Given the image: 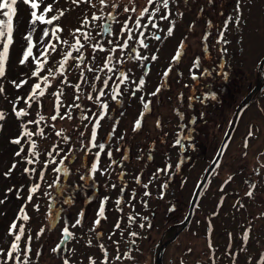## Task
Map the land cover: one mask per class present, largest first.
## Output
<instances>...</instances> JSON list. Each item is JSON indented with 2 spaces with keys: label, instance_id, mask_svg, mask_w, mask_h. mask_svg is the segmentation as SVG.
<instances>
[{
  "label": "rangeland",
  "instance_id": "obj_1",
  "mask_svg": "<svg viewBox=\"0 0 264 264\" xmlns=\"http://www.w3.org/2000/svg\"><path fill=\"white\" fill-rule=\"evenodd\" d=\"M48 2L51 0H45V3ZM112 2L113 0H107L109 5ZM116 3L121 6L134 7L136 11L119 12L117 21L104 19L99 22H91L81 29L82 32L91 33V38L88 40L80 37L81 43L84 44L81 53L84 57L89 55V58H85L84 64L96 69V72L84 70V76L87 80L85 83L80 79L82 66L80 68L73 66L75 64L70 60L69 65L71 67L65 66L68 69L65 74L67 85L68 81L72 82L71 84L77 81L76 84H80V89L79 91L75 89L71 98L64 101L69 102L70 100V104L79 102L74 100V97L79 95L81 99V91L86 88L92 89L91 94L96 97L98 91H93V85L101 89L102 80L108 76H111V80L117 81V83L113 84L111 80L108 81L109 86L112 87L104 90L105 96L102 97L104 103H110L112 89L116 85H119L120 91L130 96L128 86L132 84L137 88L140 79L144 80V85L133 94L134 100L139 102L141 97H150L152 92H155L154 86L160 78V66H165L170 61V55L175 48L179 47L181 38H185L184 53L180 56L181 60L177 61L178 64L172 73H169L168 85L156 93L157 99L164 98L167 103L162 105L160 101L154 117L141 120V126L137 128L135 134L130 133L131 124H133L132 119L121 121L103 119L99 121L97 128L115 129L116 142L118 143L124 141V137L127 140L130 137L131 141L137 145L148 144L146 153L153 151V161L148 168V171L150 172L151 169L153 174V177H150L153 178L151 188L154 197H158L154 200L160 201L161 177L172 175L175 173L174 171H178L175 179L183 182L177 184L175 191L181 192L183 201L181 204L184 208V217H186L198 186L197 183L199 184L205 176L213 157L218 153L233 123L237 107L250 90L262 81L264 69L263 71L260 70V62L264 58V0H190L189 9L185 8L183 13H179L177 10L168 11V15L172 14L167 19H160L165 13L159 10L153 17V22L157 24L156 28L151 26L149 17L145 15L141 23L148 24V27L140 29V31L144 32L145 43H151L147 57H151L150 53L154 49L169 51V54L167 57L161 56L157 63L151 65L149 74L144 78L142 75L148 60L141 61L128 58L130 53L135 55L132 53V47L140 55L145 56L146 49L141 48L135 39L129 41V48L123 52L110 53L93 50V44H101L105 49H109L112 45H109L107 41L110 39L115 41V35H103L102 26L106 22L111 24V30L115 34L119 32L127 17L131 16L134 20L140 16L144 7H149L150 12L156 8L155 5H148V0H116ZM194 4L196 5L194 6ZM196 6L199 7L198 11H196ZM43 7L42 4L40 11ZM15 9L13 44L9 48L8 59L5 63V75L0 78V84L4 88V92L0 93V112L4 114V119L0 120V201H3L0 203V249H10L11 242H14V235H9L8 230L10 224L16 222L18 227L22 225L25 229V236L22 237L19 245L21 249L23 245V249L26 246L31 248L28 260L29 264H32L38 245L40 246L38 250L41 251L39 258L45 262L49 257L48 248L55 242V238H59L60 235L63 237V230L52 228L56 217L55 211L53 213L51 211V216L48 215V220L43 222L46 215L44 207L41 205H48L52 190V180L49 181L48 178L53 175V166L61 169L60 172H56V175H59L58 177L62 181L69 177V183L74 178L79 180L81 171L86 169V167L83 168L80 161L82 158L77 150L70 152V159L67 163H60L65 151H67L63 141L66 133L62 130L85 127L86 123H88L87 127L90 128L93 127L92 122L96 120L93 119L92 122L83 121L81 119L82 111H85L83 109L74 120L66 119L54 122H51L53 120H45L46 122L35 123V111L39 99L41 108L46 109L49 101L45 100L44 102V99L52 82L58 86V88L56 86L52 88L54 92L58 89L64 94L65 91V88L59 84V78L49 77V86L47 87L41 78L49 76V69H52L55 75L59 74L56 69L59 67V61L63 59V53L73 51L69 47L75 43L72 33L81 27L85 17L90 18L93 12L100 15L101 10L98 3L95 8L89 7L87 4H81L77 7L71 3V0H67V2L59 0L53 5V12L48 13V16L55 15L58 9H66L63 17L54 21L53 25H42L39 22L32 25L30 23L32 9L29 4H25L23 0H17ZM109 11H113L115 15L118 10L105 8L102 10L103 15L106 17ZM237 18L239 23H237ZM0 19L6 18L0 14ZM133 20H128L129 27L133 28L134 37H139ZM56 25L63 29L58 35L61 40L68 41V44H61L51 36V28ZM170 26L173 27V31L172 35L169 36L167 30ZM33 28L36 29L32 32L33 43L36 45L33 48L35 56H40L44 46L49 41L56 45L55 52L49 50L48 62L44 65L39 77L32 76L36 65L31 58L24 64L20 63L22 53L27 45L25 35ZM45 28L49 29L50 35L44 38L41 43L42 31ZM98 33L100 34L98 35ZM146 33L148 36H145ZM221 33H223L222 37ZM155 35H159L161 39L156 40ZM205 36L207 37L206 40ZM117 38L119 43H123L127 39V33L118 35ZM78 55L80 53L73 51V56ZM108 55L112 56L109 67L114 68V72H108L107 69L100 71ZM195 55H199L201 63L199 94L207 99L204 108L202 105L200 106L202 113L197 117V124H193V120L187 119V115L186 118L180 120L174 118L175 112H173L176 107L179 109L183 104L178 95L184 94L185 96L191 92V89L186 90L183 85L194 80L192 74L195 71L192 70V61ZM117 57H123V61L119 64L116 63ZM225 58L230 61L233 67L231 78L225 76L226 69H228L227 67L225 69ZM121 72L128 76V79L123 83L118 79ZM95 75H99L101 80H95ZM64 79L65 76H61V81ZM13 81L17 84L22 81H26V83L17 88L12 83ZM36 83L41 84L45 94L39 96V92H37L36 98L30 102L32 106L29 107L25 100L31 94L32 87ZM170 86L172 87L170 88ZM68 90L72 91L70 87ZM69 91L67 92L69 93ZM121 94L123 95V93ZM67 96L69 97V94ZM252 97L248 99L250 105L243 114L220 164L195 207L194 218L192 217L188 228L184 230L178 240L166 248L162 257L163 264H264V89L259 93L256 92ZM14 107L17 111L24 109L28 115L17 117L13 111ZM134 110L139 111V106L135 105ZM183 111L188 112L190 110L184 109ZM157 115L160 116V120H157ZM40 117L41 115L38 118ZM29 121H33V123H29ZM162 127L164 128L162 129ZM193 128H195V134L192 132ZM183 129H186L187 133ZM41 131L43 135L39 134ZM249 131L252 132L251 136L248 135ZM26 132L35 134L27 136L25 135ZM58 132L61 135L58 136ZM73 134L75 135L74 143L80 144L81 133ZM198 138L199 144L193 148L192 145L193 143L195 145V140ZM15 139H20L21 143H13L12 141ZM177 140L180 141L179 144L176 143ZM33 142L36 145L35 149L31 147ZM183 142L185 143L184 148L181 147ZM246 144L247 147H245ZM182 149L183 151H181ZM33 151L36 153L35 156L32 155ZM17 152L20 155H16ZM56 152L60 154L57 155ZM137 152V158H139V150ZM48 153H51V156ZM28 160H33V163L28 164ZM13 164L16 165L15 168H12ZM60 165L61 167H59ZM170 167L171 171H169ZM10 169L11 171H9ZM41 172H43L44 179L40 178ZM78 172L80 174H77ZM78 184L79 182L71 184L73 187L72 201L69 202L72 203L69 206H72L71 215L74 218L77 213L80 216V210L81 212L85 210L86 213L90 214L89 208L92 202L88 195L82 196V185L76 187ZM36 185H39V188L33 194L32 200L29 201L27 197L30 194V189ZM137 185L139 184L137 183ZM180 186L181 189H179ZM248 192H251L252 195L248 196ZM37 204L41 207V212L36 215L34 209L37 210ZM84 204L88 205L87 209ZM136 204L138 208L133 207L132 213L142 212L147 215L149 208L144 205V202ZM32 208L33 211H31ZM21 209H23L22 213ZM126 211L127 209H125ZM25 214L29 217L27 221L19 218ZM159 218L160 220L164 219L162 215ZM37 223L45 224L46 228L44 227L43 231H37ZM120 223L127 224V221L121 219ZM155 223L156 226L150 233L152 246H150V242L141 245L142 249L146 251H142V255H144L142 260L146 261L142 264H157L156 260L164 230L161 224L164 223L159 220H156ZM92 232L89 229L86 234L94 236L91 235ZM132 233L134 232L132 231ZM139 233L136 231V238L139 237ZM126 235L120 232V237L125 238ZM173 235L174 231H171L164 238L162 244ZM245 235H247V239H245ZM29 237H31L30 241ZM76 237L79 236L76 235ZM0 260H3L2 256H0ZM137 261H141V259ZM9 264H13V262L9 261Z\"/></svg>",
  "mask_w": 264,
  "mask_h": 264
},
{
  "label": "flooded vegetation",
  "instance_id": "obj_2",
  "mask_svg": "<svg viewBox=\"0 0 264 264\" xmlns=\"http://www.w3.org/2000/svg\"><path fill=\"white\" fill-rule=\"evenodd\" d=\"M189 2L190 0H169V9L165 10L162 7V0H160L159 5H155V7L159 6V10H161L162 13H165L166 11L168 12V11H176V10L179 13L181 12L183 13L185 8L189 9ZM195 5L196 4H194V6ZM198 10H199V7L196 6V11ZM199 15L200 14L198 12V17ZM106 23L110 24L109 22H106ZM103 35L107 36L106 34H103ZM115 36H116L115 41H117L118 35H115ZM145 36H148V33H146ZM184 39L185 38H181L180 40L181 43L179 47L175 48L173 53L170 55V58H169L170 61H168L165 66H160L159 68L160 78L157 80L158 83H156V85L154 86L155 92H152V93H158L159 91L157 92V89L159 90L161 88L163 89L165 86L168 85V75L169 73H172V70L178 64L177 61L181 60L180 56L183 55L184 53L183 49L185 48L184 46L186 45V40ZM147 45L148 47L146 48L145 56H148L147 51L148 49H150L151 43L148 42ZM132 48L134 49V47ZM177 51L180 52V56L178 59H173L176 56ZM168 54H169V51H165L162 49L160 50L154 49L150 53L151 57L150 58L148 57L149 59H147L148 62L144 69V74L142 75V78H144L145 76L149 74L151 65L153 66L154 63H157L158 59L161 56L167 57ZM153 55L156 57V59L154 60L152 59ZM85 58L86 59L89 58V55H86ZM225 61H226L225 69L226 67L228 68L226 69L225 76L228 78H231L233 74V69H232L233 67L227 58H225ZM192 64H193L192 70L195 71L192 74V76L195 78H193L194 80L191 83H185L183 85V87L186 90L191 89V92L189 95L185 94V96L184 94H182L183 96L178 95V98L180 99L181 102H183V104L179 109L176 107L173 112H175L174 118H178L180 120V119L186 118V115H187V119H191L193 120V124L195 123L197 124L198 122L197 117L198 115L202 113L200 106L202 105V107L204 108V105H206L207 103V99L201 94H199L200 87H201L200 73H199L201 63H200L199 55L194 56ZM84 65H87V64H84ZM84 65H81L83 71L87 70V67H85ZM160 65L162 64L160 63ZM166 71L168 74L164 75ZM263 76L264 74L262 75V78ZM56 78H59L58 80L59 84L62 85L63 88H65L64 94L60 96V113L64 114L69 111L68 106L73 105L69 103L70 100L69 102L64 101V100L71 98V94L75 90L73 86L76 84L77 81H74L73 82L74 84H71L72 82L68 81V85H69L68 86L67 83H62L60 74L55 75V79ZM111 82L113 84L117 83V81L114 82L113 80H111ZM55 86L56 84L52 82L51 87L49 88V90L46 91V97L44 99V102L45 100L49 101L48 105L46 106L47 107L46 109L41 108V103L39 99V104L37 105V108L35 111V118H36L35 120L38 121L40 119L38 117L39 115H41L44 117L45 120L51 121L52 120L51 117L56 114V111H55L56 96H53V93H57L61 91H58V89H56L54 92L52 88H54ZM68 87L71 88L72 90L71 92L68 90ZM111 87L112 86H109V89ZM128 87H129L128 89L131 95L128 96L124 94L123 91H120L121 93H123V95L120 94L116 100L112 99L110 103H107L108 109L106 110L104 119L120 120V121L123 119H132L133 124H131L130 133L132 132V134H135L138 130L137 128L134 130L136 120L140 119V121L141 120L144 121L148 118H153L156 107L159 106L160 101L162 105L166 104L167 101L164 98H161V99L158 98L159 99L158 100L155 94V95H151L150 97L143 98V101L140 100L139 102H137L134 100L135 96L133 95V92L136 89V86L130 84V86ZM171 87L172 86H170V88ZM255 87H253L250 90V92ZM56 88H58V86H56ZM96 88L98 90L100 89V87H97V86ZM102 88H103V84L101 85V89ZM105 89L106 88H103V90ZM109 89L106 91L108 92ZM91 90L92 89L86 88L85 90L81 91V94H82L81 99L78 100L79 102H75L77 104H80L81 108L80 109L75 108L76 112L74 111V107L70 109L71 114H72L71 119H68L67 117H65L64 119H60L58 116V118L55 121L66 120V119L74 120L75 118L78 117V113L81 112L83 109H85V111H82L83 115L89 116L91 120L96 119V116H93L92 114L93 113H97V115L101 114V109L99 108V105L95 100V96H93L94 98L93 100H88L86 98L87 94H91ZM67 91H69V93ZM92 93H95V92H92ZM68 94H69V97L67 96ZM96 94L98 95V92H96ZM246 97L243 99V101L246 99ZM200 101H201V104H200ZM35 102L37 104V99ZM144 102H147L149 104V108L147 110H145L143 107ZM242 102L240 103V105L242 104ZM99 103H104V102L102 100V101H99ZM135 105L139 106L140 108L139 111L134 110ZM249 105L243 110L241 118L243 114L246 112V110L248 109ZM184 109H188L190 111L188 112L183 111ZM141 113H143L142 117H141ZM157 120H160L159 115H157ZM240 120H239V123H240ZM83 121H88V120H83ZM51 122H54V121H51ZM233 123H234V120H233ZM85 125H86L85 127H81L77 129L76 128L75 129L66 128L65 130H62V132L66 133L64 134L63 141L65 143V146L67 147V151H65V154L63 157L67 156V159H63L62 157L61 161L63 162L62 163L60 162V163L61 164L67 163L68 159H70L69 154H71L72 151L77 150V152L80 153V157L82 158L80 159V161L82 162L83 168L86 167V169L81 171L82 174L80 175L79 180L77 178L76 179L74 178L69 183L68 181L69 177H67V179L62 181L58 177L59 175H56V171H54V169L57 167L53 166V169H52L53 175H50L48 178L49 181L52 180V190L50 193L48 205H41V207H44V211L46 215V216L44 215L45 218L43 222H45V220H48L47 217L48 215L51 214V211L52 213L53 211H55L56 217H55V221L52 224V228L55 230L60 229V231H62L65 227H67L68 230L73 235L67 240H65L64 236L62 237V235H60L59 238H55V242H53L52 245H50V247L48 248L47 253L49 257L48 259L45 260V262H43L39 258V256H41V251L38 250V248L40 247L38 245L36 248V254H35L36 256L34 257L31 263L32 264H64V260L67 259L69 261V264H91L90 259H89L91 258L92 261H95V264H102V262L105 259H107L108 264H132V263L142 264L146 262L144 259L142 260V256H144L142 255V251L143 252H146V251L142 249L141 245H143L145 242H150V246H152V239H151L150 233H152V230L156 226L155 221L159 220L160 222L164 223V224H161V226L164 229L163 235L161 237V246H160V249H161L164 243L171 241L173 237L181 230L182 224L185 222L188 216L187 215L186 217H184V208H183V205L181 204V202L183 203L181 192L175 191L177 184L182 183L183 181L182 180L177 181L175 179L176 178L175 175L178 174V171H174L175 173H173L172 175L162 176L161 181H160V183L162 184V190L161 192H159L160 201L154 200V198L158 199V197H154V192L152 191V188H151V184L153 183V178H150V177H153L152 176L153 174L151 173V169H150V172L148 171V168H149V164L153 161V151H149L148 154L146 153V150H148V144L145 143L144 145H137L131 141L130 137H129V140H127L126 137H124L125 140L118 143L116 142V135H115L116 130L113 131V129L97 128L96 129L97 135H96L95 143L104 145V149L103 151H101L98 147H92L91 144L88 143V141L90 140L89 136H90L92 127L88 128L87 127L88 123H86ZM232 125L230 126V128L232 127ZM163 128L164 127H162V129ZM183 131L187 133L186 129H183ZM192 132L193 134H195V128L192 129ZM73 133H76V135L78 133H83V135L80 134L81 135V139L79 141L80 144H78L77 142L74 143L75 135ZM198 140L199 138L195 140V145L193 143L192 145L193 148H195L194 146L199 144ZM127 141H130V142L127 143ZM181 144H182L181 147L184 148L185 143L183 142ZM138 150L140 153L139 158H137ZM181 151H183V149ZM108 152L112 153L111 157L108 156L107 154ZM97 153H99L98 156L96 155ZM217 155L218 153L213 157L211 164L215 161ZM93 164L96 165V169H97L96 171H92ZM59 167H61V165ZM169 171H171V167ZM77 174H80V173L78 172ZM213 174L208 179L207 184H209V182L211 181ZM138 179H139V183L137 182ZM201 181L199 182V184L201 183ZM78 182L79 184L76 185V187H79L80 185H82V190H83L82 196L88 195L92 199V202L90 203V208H89L90 214L86 213L85 210L84 212H81L80 210V216L78 215L79 213H77V216L74 218L71 215L72 206H69L71 205L70 203L72 202H69V201H72V188L73 187L71 184L78 183ZM137 183L139 185H137ZM142 184L147 185V187H144V185L142 186ZM199 184L197 183L198 186ZM179 189H181V186L179 187ZM146 192L148 193V195H145ZM117 200H120V204L116 203ZM142 201L144 202V205H146V207L149 208V211L148 212L146 211L147 215H145V213H142V212L132 213V208L137 207L136 203L141 204ZM67 202H69V204H66ZM102 204L104 206V217L103 218L99 217L98 215L100 206ZM84 206L86 209L88 208L87 204H84ZM41 207H39L37 204V210L34 209V213L36 215L41 212ZM125 209H127L126 212H125ZM31 211H33V208ZM176 212L177 214L175 215ZM160 215L163 216L164 218L163 220H160L159 218ZM78 216H79V219H77ZM130 216L133 218L132 220H129ZM96 219H100L101 222L99 225H94V221ZM121 219H125L127 221V224H121L120 223ZM77 220L80 221L79 224H76ZM117 223L119 224L118 228L115 227ZM141 225H144V227H141ZM188 226L186 227V229L188 228ZM44 227H45V224L42 223L40 225V223H37L36 230L37 231L43 230ZM86 227L88 228L86 229ZM89 229L93 231L91 235H94V236H89L88 234H86V231ZM129 229H131V231H129ZM121 230H124V231H121ZM184 230L177 236L175 240L171 241L168 244V246L171 243L177 241L178 238L184 232ZM132 231L134 233H136V231H139L140 232L138 235L139 237L136 238V236H132L131 235ZM171 231H174V235L171 238H167L162 244V241L164 240V238ZM80 232H82V234H80ZM120 232L127 234L125 238L120 237ZM76 235H78L80 238L76 237ZM109 237H111V239ZM62 241L63 243H61ZM101 244H103L104 246L103 249L100 248ZM58 246H59V250L54 252L53 249L57 248ZM23 247L24 245L22 246V250H23ZM105 252L107 253V257H105ZM37 253H39V255H37ZM117 256H120L121 259L117 260L116 259ZM20 257H21V260L24 259L23 251L20 254ZM139 259H141V261H137Z\"/></svg>",
  "mask_w": 264,
  "mask_h": 264
},
{
  "label": "snow or ice",
  "instance_id": "obj_3",
  "mask_svg": "<svg viewBox=\"0 0 264 264\" xmlns=\"http://www.w3.org/2000/svg\"><path fill=\"white\" fill-rule=\"evenodd\" d=\"M23 2L25 4H29L32 11L30 13L31 16V20L30 23L32 25H36L38 22L39 24L42 25H53L54 21L60 19L61 17H63L66 13V9H58L56 11L55 15L52 16H48V13L53 12V5L55 3H58L59 0H51V2L45 3V0H23ZM65 2H67V0H65ZM71 3L76 5L77 7H79L81 4H87L89 7L95 8L96 4L98 3L100 5V10H101V14L98 15L96 12H93L90 16V18L85 17V19L82 21L81 27L77 28L74 30V32L72 33L74 39H75V43L69 45V47L77 52L80 53V55L78 56H73V51H67L63 53V59L61 61H59V67L56 69V72L59 73L61 76H65V79L62 80V83H67V79H66V71L68 69H66V65L69 66V68L71 67V65H69V61L71 60L75 66L77 68H80L81 65H84V61H85V57L84 55L81 53V49L84 47V44L81 43V36L83 37L84 40H88L91 38V33L90 32H82L81 29L85 26L90 24L91 22H99L101 20L107 19V20H111V21H117V15L119 14V12H123V13H129V12H135L136 8L134 7H128V6H121L120 4L116 3V0H113L112 4L109 5L107 3V0H71ZM160 0H148V5H159ZM17 4V0H0V14H2L6 19H0V78H3L5 75V63L8 59V55H9V48L10 46L13 44V17L15 15L16 9H15V5ZM44 5L42 11H40L41 5ZM162 7L165 10L169 9V0H162ZM105 8H111L113 10H118L117 13L114 15L113 11H109L107 13V16L105 17L103 15L102 10ZM159 11V6H157L156 8H154V10H152L150 12L149 7H144L142 9V11L140 12V16L136 17L134 20L131 16L127 17L126 20L122 23V27L119 30V33L114 34L111 30V24H104L102 26V31L103 34H106L108 36H113V35H123L124 33H127V39H125L123 41V43H119V41H113V40H108L107 43L109 45H112V47H110L109 49H105L101 44H93V50H99L102 52H110V53H115L117 51L123 52L125 49L129 48V41L132 40H136V43H138L140 45L141 48H147L148 45L145 43V40L143 39L144 37V32L140 31V29H146L148 27V24H142L141 20L145 17V15H147L149 17V23L151 24V26L153 28L157 27V24L155 22H153V17H155L156 13ZM168 18V13L167 11L165 12L164 15H162L160 17V19H167ZM128 20H133L134 23V27L135 30L139 32V37H134L133 34V28L129 27L128 24ZM237 23H239V19L237 18ZM36 29L33 28L32 31H30L29 33H27L25 35V40L27 41V45L25 50L22 53V59L20 60L21 64H24L26 62L29 61V58H31L33 60V62L35 63L36 67L32 72V76L34 77H39L40 76V72L43 70L44 65L48 62L47 57L49 54V50H51L52 52L56 51V45L51 43V41H49V43L47 45L44 46L43 51L40 53V56L37 57L33 54V48L36 46L33 43V36H32V32H34ZM63 31V29L59 26L56 25L54 27L51 28V36L53 37V39H55L56 41H58L61 44H68V41L65 40H61L60 36L58 35V33H61ZM172 31H173V27H169V29L167 30V35H172ZM79 34V35H77ZM100 33H98L99 35ZM50 32L48 28L43 29L42 31V38H41V43L43 42L44 38L49 37ZM223 36V33H221V37ZM156 40H160L161 37L159 35H155L154 37ZM207 39V37L205 36V40ZM132 53H135V55H132L131 53L129 54V59H136V60H147L149 59L147 56H142L140 55L139 52H136L135 49H132ZM180 56V52L177 51L176 56L173 59H178ZM152 59H156V57L153 55ZM123 61V57H117L116 58V63H121ZM112 62V56L108 55L106 56V62L103 66V68L100 69V71H103L104 69H107L108 72H114L115 69L112 67H109V64H111ZM85 67H87V70L89 72H96V69L92 68V67H88L87 65H84ZM49 76H44L41 78L42 82L47 86H49V77L55 78V73H53L52 69H49ZM167 71L164 73V75H167ZM195 78V77H193ZM80 79L82 81H84L85 83L87 82L85 76H84V72L83 70H81L80 73ZM94 79L97 81L101 80V77L99 75H95ZM112 77L108 76L106 79L102 80L103 83V88H108L109 84L108 81L111 80ZM118 79H120L121 83H123L124 81H126L128 79V76L121 72L120 76L118 77ZM17 88L21 87L23 83H26V81H22L20 84H17L15 81L12 82ZM144 85V80L140 79L139 80V86L134 90L133 94H135V91H139L140 88H142ZM77 91H79L80 89V84L77 83L76 85L73 86ZM99 89L97 90L95 85H93V91H98V95L95 97L96 102L99 105V108L101 109V114L97 115V113H93V116H96V120L95 122L91 121V118L87 115H82L81 119L82 120H88L89 122L93 123V127L91 129L90 132V140L88 141L89 144H91L92 147H98L101 151H103L104 149V145L103 144H96L95 140H96V129L97 127H99V121L103 120L106 114V110L108 109V104L107 103H99V101L101 100L102 97L105 96V92L104 90ZM159 91V89H157V92ZM4 92V88L2 86V84H0V93ZM37 92H39V96H43L45 94L44 89L41 88V84L40 83H36L33 85L32 87V92L31 94L27 97V99L25 100V103L28 104L29 107L32 106V104L30 103L31 101L34 100V98H36ZM121 94L120 89H119V85H116L113 89H112V99L116 100L117 97ZM156 93H152V95H155ZM54 96H56V104H55V111L56 114L53 115L51 117V119L53 121H55L58 116L60 119H64L65 117H67L68 119L72 118V114L70 109L72 107L81 108L80 104L74 103L73 105L68 106L69 107V111L61 114L60 113V96L63 95L62 92H57V93H53ZM86 98L88 100H93V96L91 94H87ZM80 96L77 95L74 97V100H79ZM141 100L143 101V97H141ZM143 107L145 110H147L149 108V104L147 102L143 103ZM13 111L15 112L17 117H22V116H26L28 115V113L24 110V109H20L19 111L16 110V108H13ZM143 116V113H141V117ZM4 119V114L2 112H0V120ZM40 120H44V117L41 116ZM29 123H33V121H29ZM35 123H39V121H35ZM141 124L140 119H137L135 122V126H134V130L136 128H139ZM113 131H115V129H113ZM35 133L33 132H26L25 135L27 136H32ZM40 135H43V132L41 131L39 133ZM57 135H61L60 132L57 133ZM81 135H83V133H81ZM249 136L252 135V132L249 131ZM67 139V138H66ZM13 143L16 144H20L21 141L20 139H15L12 141ZM83 143V142H82ZM177 144L180 143L179 140L176 141ZM31 147L33 149H35L36 145L33 142ZM86 147V145H85ZM245 147H247V144L245 145ZM53 151H55V149H53ZM57 155H59V152H56ZM109 157H111L112 153L108 152L107 153ZM16 155H20L19 152L16 153ZM33 156L36 155V153L33 151L32 153ZM48 155L51 156V153H48ZM97 156L99 155V153L96 154ZM64 159H67V156L64 157ZM55 162V161H53ZM63 161H61L62 163ZM28 164H32L33 160H28L27 161ZM16 165L13 164L12 168H15ZM177 167H179V165H177ZM96 165L93 164L92 165V171H96ZM11 171V169L9 170ZM25 171H28V169H25ZM54 171L56 172H60L61 169L60 168H55ZM5 175H8V173H5ZM40 178L44 179V175L43 172L40 173ZM137 182L139 183V179L137 180ZM144 187H147V185H144ZM39 188V185H36L34 187H32L30 189V194L27 197V199L29 201L32 200V196L33 194H35L37 192ZM145 195H148V193L146 192ZM248 196H251L252 193L248 192L247 193ZM3 201H0V203H2ZM117 204H120V200L116 201ZM21 213L23 212V209L20 210ZM99 217L103 218L104 217V206L103 204L100 206L99 209V213H98ZM20 219H23L25 221H27L29 219V217L25 214L22 215L21 217H19ZM133 218L130 216L129 220H132ZM100 219H96L94 221V225H99L100 224ZM80 221L77 220L76 224H79ZM75 226V225H73ZM115 227H119V224L117 223V225ZM141 227H144V225H141ZM9 235H14V242H11L10 244V249L9 250H4V249H0V256L3 257V260H0V264H9V261H12L13 264H29V260H28V254L31 252V248L26 246L23 250L20 248L19 242L21 241L22 237L25 236V229L24 227L21 225L18 227L16 222H12L9 226ZM43 231V230H41ZM72 233L68 230L67 227H65L63 229V236L64 239L67 240L70 237H72ZM132 236H136V233H131ZM111 239V237H109ZM29 241L31 239V237L28 238ZM245 239H247V235H245ZM63 243V241L61 242ZM90 243V242H89ZM100 248L103 249L104 246L103 244L100 245ZM59 250V246L55 249H53L54 252ZM21 251H23L24 253V259L21 260L20 257V253ZM37 255H39V253H37ZM105 257H107V253L105 252ZM90 262L91 264H95V261H92L91 258ZM117 260L121 259L120 256L116 257ZM64 264H69V261L67 259L64 260ZM102 264H108L107 259H105Z\"/></svg>",
  "mask_w": 264,
  "mask_h": 264
},
{
  "label": "water",
  "instance_id": "obj_4",
  "mask_svg": "<svg viewBox=\"0 0 264 264\" xmlns=\"http://www.w3.org/2000/svg\"><path fill=\"white\" fill-rule=\"evenodd\" d=\"M264 69V59L261 61V64H260V70L263 71ZM264 88V76L262 78V81L250 92L249 96L242 102V104L238 107L236 113H235V118H234V123L232 125V127L230 128L228 134L225 136L224 140H223V143L220 147V150L218 152V155L215 159V161L211 164V166L209 167V169L207 170L203 180L201 181V183L199 184L198 188L196 189L195 191V194H194V197L191 201V206H190V210H189V214L185 220V222L182 224V228L181 230L173 237V240H175L177 238V236L184 230L186 229V227L188 226V224L190 223L191 219H192V216L194 214V210H195V207L199 201V198L202 194V192L204 191L205 187H206V184H207V181L208 179L210 178V176L213 174V172L215 171V169L217 168V166L219 165L220 161H221V158L226 150V148L228 147L230 141L232 140L233 138V135L235 133V130L237 128V125L239 123V120L241 118V115L243 113V110L249 105V101L248 99H251L252 96L256 93V92H259L261 91L262 89ZM167 242V243H164L158 253V256H157V264H163L162 262V257H163V254H164V251L166 250L168 244L171 242Z\"/></svg>",
  "mask_w": 264,
  "mask_h": 264
},
{
  "label": "trees",
  "instance_id": "obj_5",
  "mask_svg": "<svg viewBox=\"0 0 264 264\" xmlns=\"http://www.w3.org/2000/svg\"><path fill=\"white\" fill-rule=\"evenodd\" d=\"M36 121H37V120H36ZM38 121H39V120H38ZM41 121H42V122H43V121L46 122L45 119H44V120H40L39 122H41Z\"/></svg>",
  "mask_w": 264,
  "mask_h": 264
}]
</instances>
